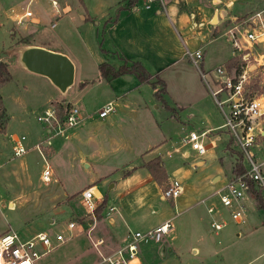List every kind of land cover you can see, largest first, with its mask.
Wrapping results in <instances>:
<instances>
[{
    "label": "rangeland",
    "instance_id": "obj_1",
    "mask_svg": "<svg viewBox=\"0 0 264 264\" xmlns=\"http://www.w3.org/2000/svg\"><path fill=\"white\" fill-rule=\"evenodd\" d=\"M40 1L41 4H34L31 9L41 13L43 23L40 20L39 25L28 32L21 30L22 26H15L9 20L0 18V48H8L13 40L17 49L26 44H42L62 51L73 61L75 82L66 94H62L46 78L30 72L17 62L15 56H20L21 52L15 49V55L9 63L10 76L0 82L4 110L8 118L11 116L8 133L5 131L0 135V234L14 231L20 238L27 239L39 232L52 236L57 232L65 235L73 233L71 239L52 249L37 264H105L100 263L99 251L93 245L96 240H90L99 231L89 232V235V219L101 216L110 205L120 207L119 194L112 191L113 184L127 175V172L141 167L146 160L147 145L152 146L166 139L177 144L179 151L191 152L185 138L182 141L185 133L188 130L199 132L213 126L207 122H223L222 111L226 112L227 107L222 105L220 109L210 96L209 88H213L214 81L211 72L205 73L206 85L198 69L186 58L171 65L172 60H175L171 53L161 54L157 62L148 65L143 63L148 60L145 57H141L143 61H138L144 67L148 66L145 69L151 75L162 70L158 76L165 82L164 95L166 101L174 105L170 106L172 109L166 110L155 99V89L151 84L140 82L134 74H122L111 79L99 77L100 62L105 60L110 64L116 63L118 54L115 51L119 52V48L111 37V24L125 0H57L61 16L54 19V27H50L52 13L49 1ZM246 1H249L246 6L241 4L235 9L240 13L248 10L246 13L249 15L255 10L251 0ZM259 1L264 4V0ZM235 2H238L236 5L240 3L238 0ZM64 3L70 6L65 12L62 8ZM0 12L2 17L3 12ZM217 34L220 35L214 47L220 50L210 56L209 48L205 47L202 64L205 71L218 66L217 62L221 58L228 59L232 52L222 30L217 31ZM175 35L176 40L181 42L179 35ZM163 37H166L164 33L160 34L157 40L160 49L154 46L155 51H162L168 42ZM167 44L168 50H172L173 46ZM148 46L151 47V43ZM253 47L264 52L262 42ZM13 51L14 47H11L5 52L12 55ZM252 62V59L248 62L250 70H247L243 92L247 97L259 96L264 103V65ZM116 64L118 67L119 63ZM237 66L238 62L232 61L229 68L225 65L224 68L236 71ZM84 80L87 83L82 85L81 81ZM52 96L56 97L50 98ZM222 98L223 95H220ZM198 99L196 104H192ZM108 101L114 102V110L100 121L97 111ZM74 102L83 119L75 128H66L62 124L63 113L60 108ZM52 105L57 110L58 119H61V132L58 133L54 129L48 132V128L36 119V115ZM170 115L174 118L168 119ZM180 117L185 122H181ZM13 133L25 136L27 151L22 156H13L10 138ZM210 139L213 142L209 143ZM202 141L212 149L211 152L207 149L202 156L205 159L203 171L219 168L221 181L231 177L232 168L239 160L244 163L225 128L207 133ZM211 154H214L215 159L211 158ZM46 162L52 174L50 180L44 182L41 172ZM217 181L218 178L211 179L212 184ZM166 184L162 183L160 190ZM93 185L104 198L102 202L95 200L99 206L88 214L82 203L81 192ZM155 200L152 206L158 205L160 210L153 211L154 214L148 216V222L154 224L158 219L170 217L176 225V231L167 234L161 243L141 245L140 250L147 264H264V212L262 208L256 207L257 200L251 195L248 194V200L253 204L246 206L243 223H235L230 219L217 196L211 200L216 204L215 210L218 212L210 214L205 210L207 202L202 203L199 198L190 209L181 213L177 210L175 214L170 201H163L158 196ZM115 210L111 206L107 212L109 214ZM69 221L79 223L82 231L80 227L68 230ZM211 221H224L225 224L214 233L209 227ZM129 226L132 231H146L137 224L129 223ZM105 244L98 249L102 250ZM162 245L169 246L171 251L162 248L161 256L159 249ZM100 253L106 256L111 252Z\"/></svg>",
    "mask_w": 264,
    "mask_h": 264
},
{
    "label": "crops",
    "instance_id": "obj_2",
    "mask_svg": "<svg viewBox=\"0 0 264 264\" xmlns=\"http://www.w3.org/2000/svg\"><path fill=\"white\" fill-rule=\"evenodd\" d=\"M238 1L240 3L236 5L238 2H235V0H163V4L159 3L157 0H154L151 3H147L146 0H135L132 4L129 2V0H125L124 6H119L117 11L118 12L117 16L111 24V30H112L111 37L116 42V47L119 48V52L115 51L118 54L116 63H119V66H121L125 62L129 65L133 61H138V60L143 61L144 59H141V57L142 58L145 57L148 60H145V62L143 63L145 65H148V63H153L154 61L157 62L161 54L171 53V55L175 57V60H172L173 63L171 65H173L179 62V60H183V58H186L187 61L190 62L188 57L185 55V50L193 51L195 49H199L202 52V58L200 61L199 68L200 70H203L202 64L206 51L205 47L209 48V53H211L210 56H213V53L215 52L219 53L220 49L216 50L214 47L215 44L214 42L217 39V37L220 35L217 34V31L222 30V34H223L224 29L230 25L231 21L235 19H240L248 15V13H246L248 10L242 11L240 13L235 8L239 7V5L241 4H243V6H246L249 3V1L246 0L245 1L238 0ZM26 3L27 0H21V1L0 0V10L3 12V16L0 18H5L10 22H12L14 25L13 12H15L16 10H22L23 9L22 7H25ZM41 3H42L41 1L37 2V4H41ZM251 5L254 6V10H255L253 13L261 12L260 16L262 20H264V4H261L259 0H251ZM259 6L261 7L263 6V7L256 8ZM67 7L70 6L67 3H64L62 7L64 12ZM40 20H42L43 23V17L41 13L39 11L38 12L35 11L34 17L32 19L33 22L26 23L25 25L22 26L21 30L23 31L27 30L26 32H28L29 30H32V28H36L39 25L38 23L40 22ZM212 20H214V23H212ZM163 33L167 37V38L163 37V39L167 40L168 41L167 43L173 46V49L168 50L169 47L166 46L167 44L166 43L164 44V47H162V51L159 52L158 49H160V47H158L159 42L157 40L160 34ZM175 34L179 35L181 42L176 40ZM169 42H173L174 44L172 45ZM148 43H151L152 46L151 47L148 46ZM263 43L264 41L262 42V44ZM15 46H16L15 41L12 40V43L9 46L10 48L14 47V51L12 55H15V49H17V46L16 48ZM24 46L25 47L40 46L46 49H50L42 44H26ZM154 46L158 47L156 51L153 49ZM9 47L0 48V54L1 51L4 52L9 51L10 50ZM25 47L21 48L20 50H23ZM252 49H253V54L257 53L256 56L254 55L256 59H258L260 63L262 62L264 64V60L262 59L264 57V52H260L256 50L254 47H252ZM50 50L61 52L66 55V53L59 50H55V49H50ZM231 57H233L232 52H230L228 59L225 60V58H221L220 59L221 61L219 60V62H217V65L224 66ZM19 59H20L19 57L16 58V61L20 62ZM102 62H106L110 64L105 60ZM116 63H112L110 65L111 66L113 65L114 68H118L119 66L116 67L117 65ZM154 69H159V67H155ZM8 70H9V66H8ZM148 70H150V68H148ZM161 72L162 70H158L157 74H153L152 75L153 79L154 77L155 78L159 77L158 75H160ZM129 74L132 73H126L123 75H129ZM40 76L46 78L47 81L51 83V81L47 77L43 75ZM180 76L181 75L179 74V77ZM103 79H111V78H103ZM211 79L214 78L211 76ZM82 82L83 81H81V83ZM216 87H217L216 84L213 83V88H209V93H210V89L213 90ZM69 88L63 93L60 90L59 91L62 94L64 93L66 94ZM53 97L56 96H52L50 98ZM163 97L166 100L165 95H163ZM70 100L71 99H68V101ZM198 101L199 99L196 102L193 101L192 104H196ZM110 102L114 104L113 101ZM166 103L169 104L167 101ZM73 104L77 105L76 102H74ZM3 106L5 107L4 104ZM169 106H174V105L169 104ZM261 106L264 111L263 100ZM189 116L191 117V114ZM10 118L11 116H9L7 120L8 122L7 127L5 126V130L3 133H5V131L6 133H8L9 123L11 120ZM172 118H174V116L172 115L168 116V119H172ZM187 119L188 117H186V120ZM99 120L101 121L104 119H99ZM181 120H182L181 122H185V119L181 118ZM207 123L213 126H209L202 131H207V133H209L218 129H222L221 127L222 122L221 123L214 122L213 124H211L210 122ZM262 125H264V117H263ZM3 133H0V135H3ZM15 135L16 134L13 133L10 136L13 137ZM184 138L185 136L182 138V141L184 140ZM210 142H213V139H210L209 143ZM176 145L177 144L173 143L172 141H166V139H162L158 143L153 144L152 146L147 145L145 149L148 152L145 153L146 160H144V162H147L156 157H160L163 161V166L166 172V177L162 179V183L164 182L168 183L171 179H177L182 184L181 194L174 201L162 198L161 190H160L162 183L161 185H159L153 179L152 175L147 170V168L143 166L144 162L142 163L140 168H137V170H134L133 172L131 171L127 172V175L123 176L117 183L113 184L114 188L112 191H114L115 193L117 192L119 194L118 205L120 207L116 205H110L109 207L113 206L115 207L116 210L108 214L107 211L109 207L108 208L106 207L105 211L101 214V216L99 215L97 216V218H93V219L90 217L89 219L90 229L88 233L94 230L99 231L97 232V236L95 238L93 237L94 239L90 238V240L93 241L100 239L101 243L98 245V247L106 243L102 247V250L96 247L97 248L96 250L99 251L98 253L102 251L113 252L116 248L122 245L125 241V237L127 233H129V231H132L129 226V223H132L133 225L137 224V226H140L144 230L145 229L148 230L168 221L170 224L169 233L175 232L176 225L172 222L171 220L172 218L170 217L164 219H158L154 224L148 222V220L150 219V217L148 216L153 215L154 214L152 213L153 211L159 212L160 210L158 205L157 207L152 206L154 201H156L155 200L156 196H158L163 201L166 200L170 201L174 208L172 209L174 214H175L174 211L177 210L178 212L181 213L183 211L185 212L186 210L190 209L191 206L194 203H196L197 198H199V201L202 203L207 202L205 204V210L208 205H214L213 212H218V210H215L216 204L211 199L217 196L215 194V190L218 189V187L221 185L220 184L221 177L218 175L219 168L217 170H212L209 172L203 171L205 168V159L202 157L203 155L202 156L197 155L196 152L191 148H190L191 152L188 150H184L181 152L179 151L180 147ZM204 145L206 146V151H208L209 149L210 152L212 151L211 147L208 148L206 144ZM187 158H190V160H187ZM211 158L215 159L214 154H211ZM133 167H131V169ZM214 178H218V181L212 184L211 179ZM90 187L93 188L95 194L98 196L97 201L102 202L104 197L98 191L97 187L95 185ZM222 223L223 225L225 224L224 221H222ZM78 227H80L81 228L80 230L82 231V226L80 224ZM209 227H210V223H209ZM211 230H213L214 233L218 231V230H214L213 228H211ZM162 248H165V250L169 252L171 251V248L169 246L162 245L159 249L160 255ZM142 255L143 254L141 253V256ZM143 258L144 257L142 256L143 263L147 264L146 259L144 258L145 259L144 261Z\"/></svg>",
    "mask_w": 264,
    "mask_h": 264
},
{
    "label": "built area",
    "instance_id": "obj_3",
    "mask_svg": "<svg viewBox=\"0 0 264 264\" xmlns=\"http://www.w3.org/2000/svg\"><path fill=\"white\" fill-rule=\"evenodd\" d=\"M40 0H27L23 9L14 13V25L23 26L28 22H33L34 11L31 7ZM51 5L52 19L50 27L56 25L54 19L61 16L56 0H48ZM154 0H146L151 3ZM163 4V0H157ZM261 12H255L240 19L231 21L230 25L223 31L226 40L229 41L233 57L239 62L240 71H227L224 66H216L209 70H200L199 65L202 58V52L199 49L193 51L185 50V55L190 62L198 69L200 78L205 81V73H212L215 89H210V94L216 106L220 109L226 105L227 111H222L223 122L222 128L229 133L230 139L234 141L240 151L245 163V170L238 174H231V177L222 181L215 194L219 203L228 211L230 219L235 223L245 221L246 206L252 202L248 200V194L259 195V199L264 202V125H262L264 111L262 109V100L259 96L247 97L243 92V85L247 78L248 62L253 60V64L264 65L253 54L252 47L264 41V20L260 16ZM1 16V12H0ZM259 62V63H258ZM206 82V81H205ZM207 84V82H206ZM220 95L223 98L220 99ZM63 113V122L66 128L76 127L83 116L80 109L75 104L64 105L60 108ZM114 110L112 102L105 103L97 111L100 119H105ZM38 122L43 123L55 133L61 132L62 125L58 119L56 108H51L43 113L36 115ZM207 131L196 132L190 130L185 135V143L202 156L206 153V146L202 139ZM11 138V150L13 156L18 157L26 153L24 145L25 136L15 135ZM39 149V147H38ZM46 161V160H45ZM52 170L46 162L41 172V179L44 182L50 180ZM182 192V184L177 179L170 180L161 190V197L174 201ZM98 196L92 187H87L81 192V199L87 208V213H93L98 206ZM249 203V204H248ZM248 204V205H247ZM264 212V206H263ZM208 213L214 211V205H208ZM79 226L75 221L67 223L68 230L76 229ZM223 223L215 221L210 222V227L219 230ZM170 231L168 221L146 231H129L122 245L106 256L100 255V263L105 264H144L141 256L140 247L142 244L149 242L161 243ZM73 233L65 235L64 233H55L54 236L46 232H39L34 236L22 239L14 231H7L0 234V264H37V262L47 255L52 249L71 239ZM101 240L93 242L94 247H98Z\"/></svg>",
    "mask_w": 264,
    "mask_h": 264
},
{
    "label": "trees",
    "instance_id": "obj_4",
    "mask_svg": "<svg viewBox=\"0 0 264 264\" xmlns=\"http://www.w3.org/2000/svg\"><path fill=\"white\" fill-rule=\"evenodd\" d=\"M134 1L135 0H129V2L131 4ZM17 50H19V52H21L20 49H17ZM12 56L13 55L8 54L6 52L5 53L3 52V54L2 53L0 54V82L3 80V78L10 76L8 66L12 60ZM15 57L18 58L19 56L16 55ZM232 61H235L236 63L238 62L237 58L231 57L227 61V63L225 64V67H228L229 63ZM238 66H239V62H238ZM238 66H237L236 72L240 71V68H238ZM98 70H99V77L100 78H115L117 76H120V75L126 74V73H132V74L136 75V77L138 78V80H140V82H147V83L151 84L152 88L155 89L153 92L155 99L157 101L161 102L162 106L165 109H167V110L172 109L166 103V100L163 97V95L166 92V85H165L164 80L159 78V77H156L153 80L152 75L145 69V67L139 61H133L129 65L125 62L124 64H122L118 68H114L113 66H111L110 64H108L106 62H102L98 65ZM86 83H87V81H83L82 85H85ZM158 86H160V88ZM7 120H8V117L6 116V112H5L4 106H3L2 97L0 94V133L4 132L5 124H6ZM143 166L145 168H147V170L152 175L153 179L159 185H161L162 179H164L166 177V172H165V169L163 166L162 159L160 157L153 158L147 162H144ZM244 170H245V165H244V163H242V161L239 160L233 166L231 172H232V174L238 175V174L242 173ZM253 196L257 200V206L256 207L257 208H263L264 202L259 199V195L255 194Z\"/></svg>",
    "mask_w": 264,
    "mask_h": 264
},
{
    "label": "water",
    "instance_id": "obj_5",
    "mask_svg": "<svg viewBox=\"0 0 264 264\" xmlns=\"http://www.w3.org/2000/svg\"><path fill=\"white\" fill-rule=\"evenodd\" d=\"M19 58L27 70L47 77L62 93L74 83V64L61 52L40 46H29L21 50Z\"/></svg>",
    "mask_w": 264,
    "mask_h": 264
}]
</instances>
